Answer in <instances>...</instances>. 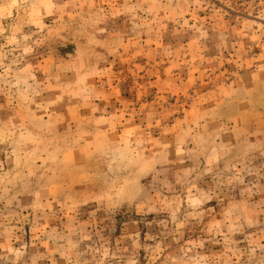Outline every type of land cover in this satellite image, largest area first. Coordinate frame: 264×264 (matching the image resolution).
Instances as JSON below:
<instances>
[{"label": "rangeland", "instance_id": "374dc122", "mask_svg": "<svg viewBox=\"0 0 264 264\" xmlns=\"http://www.w3.org/2000/svg\"><path fill=\"white\" fill-rule=\"evenodd\" d=\"M0 264H264V0H0Z\"/></svg>", "mask_w": 264, "mask_h": 264}]
</instances>
